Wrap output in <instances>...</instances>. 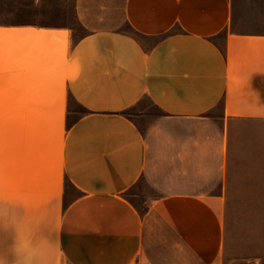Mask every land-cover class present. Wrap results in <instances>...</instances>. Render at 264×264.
Here are the masks:
<instances>
[{"label": "crops", "instance_id": "0c3cea01", "mask_svg": "<svg viewBox=\"0 0 264 264\" xmlns=\"http://www.w3.org/2000/svg\"><path fill=\"white\" fill-rule=\"evenodd\" d=\"M253 163L264 0H0V264H225Z\"/></svg>", "mask_w": 264, "mask_h": 264}, {"label": "rangeland", "instance_id": "374dc122", "mask_svg": "<svg viewBox=\"0 0 264 264\" xmlns=\"http://www.w3.org/2000/svg\"><path fill=\"white\" fill-rule=\"evenodd\" d=\"M68 7L73 2L56 3ZM83 109L74 106L69 119L73 121L83 114ZM134 120L141 121L142 117L155 116L156 109L148 99L133 108L128 113ZM249 159L256 157L251 150V135L248 134ZM252 171L245 178H235L232 202L225 211L226 244L225 264H264V177L253 163ZM254 168V169H253ZM250 169V168H249ZM262 173V172H260ZM149 190L143 180L132 188L127 196L137 205L149 195Z\"/></svg>", "mask_w": 264, "mask_h": 264}]
</instances>
